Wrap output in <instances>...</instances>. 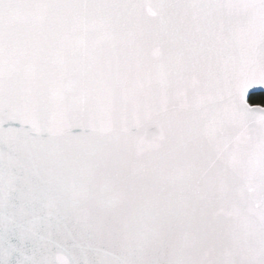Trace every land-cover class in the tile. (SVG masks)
<instances>
[{
	"label": "snow or ice",
	"instance_id": "6c2138e0",
	"mask_svg": "<svg viewBox=\"0 0 264 264\" xmlns=\"http://www.w3.org/2000/svg\"><path fill=\"white\" fill-rule=\"evenodd\" d=\"M0 264H264V0H0Z\"/></svg>",
	"mask_w": 264,
	"mask_h": 264
}]
</instances>
